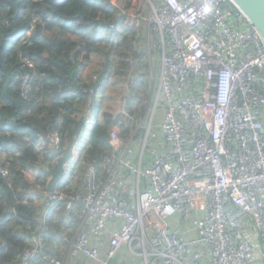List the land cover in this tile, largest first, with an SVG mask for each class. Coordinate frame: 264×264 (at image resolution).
<instances>
[{
  "label": "built area",
  "instance_id": "2783aa9c",
  "mask_svg": "<svg viewBox=\"0 0 264 264\" xmlns=\"http://www.w3.org/2000/svg\"><path fill=\"white\" fill-rule=\"evenodd\" d=\"M229 5L230 0H143L136 15L127 17L150 59L160 52L151 106L126 139L111 130L102 181L94 184L89 167L82 191L48 194L66 211L79 204L77 232L61 256L46 254L41 227L28 234L18 264H109L123 248L134 256L139 239L143 252L135 256L141 264H187L192 246L209 264H264V83L258 84L264 78V42ZM92 73L84 76L90 98L82 114L86 131L94 117L91 97L104 85ZM138 130L139 157L132 163L125 156ZM46 138L49 151L61 158L60 134ZM39 141L44 147V139ZM150 148L159 152L145 165ZM119 165L136 179V212L110 201ZM141 180L146 191L140 190ZM180 222L188 242L173 235ZM147 232L156 238L149 241L150 252Z\"/></svg>",
  "mask_w": 264,
  "mask_h": 264
},
{
  "label": "trees",
  "instance_id": "16d2710c",
  "mask_svg": "<svg viewBox=\"0 0 264 264\" xmlns=\"http://www.w3.org/2000/svg\"><path fill=\"white\" fill-rule=\"evenodd\" d=\"M130 6L129 0L117 6L111 0H0V264H18L28 234L41 227L46 254L56 256L65 221L77 223L79 204L66 211L47 193L61 154L49 151L48 135L60 134L62 150L86 132L87 148L75 174L80 188L71 187L64 171L54 189L70 196L84 189L89 167L94 184L105 178L111 130L116 128L122 140L134 131L145 108L147 64L135 27L126 21L124 10ZM88 68L104 85L91 97L94 117L86 131L82 114L90 98L83 91V74ZM142 134L138 130L136 140ZM26 172L38 175L29 181ZM31 194L45 201L43 211Z\"/></svg>",
  "mask_w": 264,
  "mask_h": 264
},
{
  "label": "crops",
  "instance_id": "0c3cea01",
  "mask_svg": "<svg viewBox=\"0 0 264 264\" xmlns=\"http://www.w3.org/2000/svg\"><path fill=\"white\" fill-rule=\"evenodd\" d=\"M84 136H82L83 138ZM264 138V135H263ZM139 145H140V141L136 140L134 141L133 146L129 149L127 155L125 156L126 160H131L132 163H136L139 157ZM87 148V142L85 144H82V147L80 146V142L75 143L74 148H73V156L74 159L67 164V169L66 170V179L68 181V183H71V187L73 189H76L77 187L80 188L81 185L78 184V180H76L77 176L75 174L77 167L79 165V160L83 154V152L85 151V149ZM153 152V156L156 155L157 152H159V150L155 151L153 149H149V152L146 156V161L144 162L145 165H147L150 161V159L153 157L151 154ZM30 173L29 175L32 176V179H35L36 176L38 175L36 172H26L25 174ZM117 178L119 180V183L117 185V187L114 189V191L110 194V201L114 206L117 207H123L126 208L132 212H136L137 210V197H138V190H137V183H136V179L133 178L128 172L127 170L122 166L119 165L117 168ZM27 178V176H26ZM28 180V179H27ZM32 181V180H31ZM49 182V180L47 181ZM48 185V184H47ZM57 187V186H56ZM55 187V188H56ZM140 190L141 191H146L147 190V186H146V182L141 180L140 182ZM35 206L39 207L41 209V211L44 210V200L41 199L38 195H34L31 199ZM42 213V212H41ZM76 214V212H75ZM77 223H71L69 222V220L65 221V227H62V231L65 233L61 234V238L59 237V240H57L55 242V246L53 249V252L56 254V257H60L62 254V248L65 245L66 241H69L70 239H72L74 237V235L77 232V228H78V219L77 216L74 215ZM72 228H71V225ZM173 235L176 238H179L180 240H184L185 242H188L190 239V234L188 232V229L185 228L184 225H182V222L175 224L173 227ZM68 234V236H67ZM147 238H146V243H147V247H146V251L150 252L151 251V247L149 244V241H152L155 236L152 232H147L146 234ZM153 238V239H152ZM142 240V239H141ZM136 242V241H135ZM133 243V249L136 254H140L143 252L142 249V242L139 239L140 242V246L136 245V243ZM151 243V242H150ZM130 256L127 253V250L125 248L121 249L120 253L117 255V257L115 259H113L109 264H141V260L142 258L139 256ZM196 256L195 259H193L192 257ZM198 258L200 260H198ZM184 262H186L187 264H209L208 261H206L204 258H201L199 256V249L192 246L189 247L187 249V254L184 258Z\"/></svg>",
  "mask_w": 264,
  "mask_h": 264
},
{
  "label": "water",
  "instance_id": "95a60500",
  "mask_svg": "<svg viewBox=\"0 0 264 264\" xmlns=\"http://www.w3.org/2000/svg\"><path fill=\"white\" fill-rule=\"evenodd\" d=\"M233 6L256 28L264 42V0H230ZM75 142H70L63 150L58 168L47 185V193L51 194L61 181L65 166L73 156Z\"/></svg>",
  "mask_w": 264,
  "mask_h": 264
},
{
  "label": "rangeland",
  "instance_id": "374dc122",
  "mask_svg": "<svg viewBox=\"0 0 264 264\" xmlns=\"http://www.w3.org/2000/svg\"><path fill=\"white\" fill-rule=\"evenodd\" d=\"M114 3H118L120 0H113ZM58 2V1H57ZM64 2V0H60L58 3H62ZM129 2L131 3V6H130V9L128 11H125L124 10V13L126 14L127 13V17H132V16H135L136 15V11L141 9V4L143 2V0H129ZM130 21L131 20H128L127 24L129 23L130 24ZM138 48H141L143 50V53H144V60L147 64V74H146V80H147V95H146V100H145V108H144V111L142 113V115L140 116V118L138 120H136L135 122V126H137V124L142 120L143 118V115L146 111H148V107L151 106V101H152V98L154 97L155 95V91H156V82H158V76H159V67H158V56H159V53H158V56L157 54L154 56L151 57L150 59V55H149V52L146 51L145 47L143 46H138ZM140 49V50H141ZM152 60V61H151ZM91 66V65H90ZM95 67V66H94ZM93 67V68H94ZM88 70V71H87ZM92 71V68H88L85 70V73L83 74V76L87 75L88 73H90ZM124 90H122L123 92ZM111 93V91H110ZM109 93V95H110ZM125 95V94H124ZM151 97V99H150ZM150 99V100H149ZM147 109V110H146ZM144 122L148 121V117L145 118V120H143ZM157 141V139H156ZM78 142H80V146L82 147V144H85L87 142V137L84 136L83 138H81ZM152 146H155L154 143H152ZM153 156V152L151 154ZM67 169H65L66 171ZM30 173H27L25 174V176H27V179L29 181L33 180L32 179V176L29 175ZM33 197V194L30 195V198L29 199H32ZM107 239V237H105V240Z\"/></svg>",
  "mask_w": 264,
  "mask_h": 264
},
{
  "label": "clouds",
  "instance_id": "9594fccd",
  "mask_svg": "<svg viewBox=\"0 0 264 264\" xmlns=\"http://www.w3.org/2000/svg\"><path fill=\"white\" fill-rule=\"evenodd\" d=\"M65 1V0H64Z\"/></svg>",
  "mask_w": 264,
  "mask_h": 264
}]
</instances>
